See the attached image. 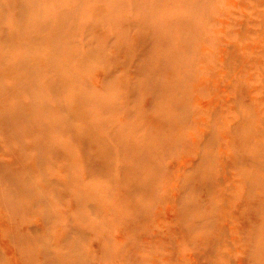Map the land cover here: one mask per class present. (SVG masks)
Listing matches in <instances>:
<instances>
[{"label": "rangeland", "instance_id": "obj_1", "mask_svg": "<svg viewBox=\"0 0 264 264\" xmlns=\"http://www.w3.org/2000/svg\"><path fill=\"white\" fill-rule=\"evenodd\" d=\"M0 264H264V0H0Z\"/></svg>", "mask_w": 264, "mask_h": 264}]
</instances>
